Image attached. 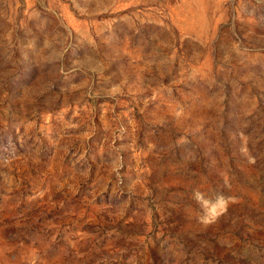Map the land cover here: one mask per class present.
<instances>
[{"label": "rangeland", "instance_id": "1", "mask_svg": "<svg viewBox=\"0 0 264 264\" xmlns=\"http://www.w3.org/2000/svg\"><path fill=\"white\" fill-rule=\"evenodd\" d=\"M0 264H264V0H0Z\"/></svg>", "mask_w": 264, "mask_h": 264}, {"label": "clouds", "instance_id": "2", "mask_svg": "<svg viewBox=\"0 0 264 264\" xmlns=\"http://www.w3.org/2000/svg\"><path fill=\"white\" fill-rule=\"evenodd\" d=\"M192 198L200 207L201 214L198 220L205 226L216 223L225 215L231 202V198L226 197L223 193L209 196L200 190H194Z\"/></svg>", "mask_w": 264, "mask_h": 264}]
</instances>
